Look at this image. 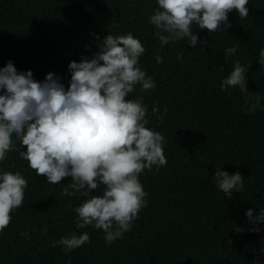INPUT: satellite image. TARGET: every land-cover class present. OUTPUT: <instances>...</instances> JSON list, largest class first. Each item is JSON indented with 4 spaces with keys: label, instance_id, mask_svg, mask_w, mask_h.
Wrapping results in <instances>:
<instances>
[{
    "label": "trees",
    "instance_id": "16d2710c",
    "mask_svg": "<svg viewBox=\"0 0 264 264\" xmlns=\"http://www.w3.org/2000/svg\"><path fill=\"white\" fill-rule=\"evenodd\" d=\"M155 7V0H0V67L11 60L18 72L30 69L37 81L53 72L67 88L69 61L90 58L98 50L97 38L129 31L139 38L145 48L139 64L155 87L141 91L137 85L128 98L143 97L146 126L165 137L167 161L158 171L153 166L138 177L147 205L131 229L109 244L99 229L75 228L72 208L83 198L61 195L70 177L49 183L17 151H10L0 168L20 171L27 185L21 206L0 232V264L264 261L259 251L264 231H248L245 216L247 208L256 214L264 206V108L249 113L238 87L220 89L238 59L250 64L248 90L264 97V67L258 64L264 47V0H248L246 17L240 18L235 9L229 12L226 30L221 25L208 33L193 25L197 43L206 41L195 47L181 39L160 48L148 23ZM233 45L236 53L225 58L224 49ZM155 55L163 63L157 64ZM17 148L24 150L18 141ZM215 167L241 173L243 191L224 197L210 180ZM234 227L245 230L237 233ZM72 232H87V244L68 252L53 244Z\"/></svg>",
    "mask_w": 264,
    "mask_h": 264
},
{
    "label": "clouds",
    "instance_id": "9594fccd",
    "mask_svg": "<svg viewBox=\"0 0 264 264\" xmlns=\"http://www.w3.org/2000/svg\"><path fill=\"white\" fill-rule=\"evenodd\" d=\"M155 4L148 23L160 48L181 39L189 47L201 46L206 41L197 43L193 25L216 32L221 25L225 30L230 26L227 14L233 9L240 18L248 15V0H155ZM97 39L98 50L90 58L69 61L67 88L53 72L37 81L30 69L18 72L11 60L0 67V162L10 151H17L28 167L49 183L59 184L62 178L70 177L61 195L83 198L72 208L75 228L90 225L99 229L110 244L131 229L139 210L147 205V193L138 177L167 163L163 153L166 141L159 131L146 126L148 106L143 97L128 98L137 85L141 91L155 87L153 78L139 64L145 52L140 39L130 31L108 32ZM236 50L235 45L225 48V58ZM155 61L163 63L160 55H155ZM258 64L264 67V47L259 50ZM249 65L233 60L220 89L238 87L248 105L245 110L251 113L264 108V97L246 87ZM152 111L155 113V107ZM17 141L24 150L17 148ZM210 180L226 198L243 191L239 172L229 174L215 167ZM26 185L20 171L0 168V232L9 224L10 213L21 206ZM100 186L102 193L92 194ZM245 216L248 231H264V206H259L256 214L247 208ZM244 230L233 228L237 233ZM88 240L87 232H72L53 244L68 252ZM259 251L264 253V237L260 238ZM251 264L264 261L258 257Z\"/></svg>",
    "mask_w": 264,
    "mask_h": 264
}]
</instances>
